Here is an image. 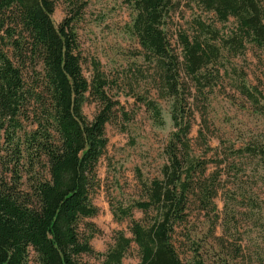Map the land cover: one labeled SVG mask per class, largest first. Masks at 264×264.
Wrapping results in <instances>:
<instances>
[{
	"label": "trees",
	"instance_id": "obj_1",
	"mask_svg": "<svg viewBox=\"0 0 264 264\" xmlns=\"http://www.w3.org/2000/svg\"><path fill=\"white\" fill-rule=\"evenodd\" d=\"M186 1L216 22H234L219 49L238 52L249 44L264 53V0ZM127 3L133 13L129 34L157 72L156 89L170 102L172 130L159 176L139 179V198L110 208L115 222L128 220V236L117 231L105 252L96 255L100 264H121L134 245L137 264H182L177 229L187 222L189 204L196 200L199 210L215 212L219 189L216 173L205 176L208 164L219 168L223 162L229 166L247 160L244 164L252 165L264 184V135L226 148L223 160L209 147L213 159L193 156L190 103L188 109L179 95L180 72L193 82L195 92L210 88L204 72L219 49L208 37V26L197 20V34L177 35L180 60L164 31L179 0ZM54 4L0 0V264H28L29 253L35 264H84L81 258L93 255L90 240L98 233L84 220L98 213L92 203L98 188L96 168L107 146L104 127L118 103L108 95L109 82L97 67L84 77L71 19L53 25ZM89 100L97 111L87 121L82 107ZM133 209L142 214L141 220L132 218ZM217 246L219 253L222 245ZM200 252L199 246L191 249L189 264H205Z\"/></svg>",
	"mask_w": 264,
	"mask_h": 264
},
{
	"label": "rangeland",
	"instance_id": "obj_2",
	"mask_svg": "<svg viewBox=\"0 0 264 264\" xmlns=\"http://www.w3.org/2000/svg\"><path fill=\"white\" fill-rule=\"evenodd\" d=\"M54 2L51 21L57 26L71 19L84 77L88 79L92 68L97 67L109 82L108 95L118 103L104 127L107 146L96 168L98 188L92 203L98 213L84 220L92 223L98 233L90 240L93 255L82 256V262L100 264L96 253L105 252L114 234L121 231L128 236V220L115 222L110 208L125 207L138 199L139 179L149 181L159 176L165 162L164 146L172 130L170 102L156 89L157 72L143 60L141 49L129 34L133 13L127 0ZM197 20L208 26V37L218 49L221 40L234 29L233 21L216 22L210 13H201L190 1L179 0L164 31L170 49L180 60L177 35L197 34ZM237 51L219 49L204 72L211 87L201 92H195L193 82L180 72L179 95L188 109L190 103L188 137L191 154L197 158L213 159L209 147L216 149L223 160L226 148L257 141L264 135V53L249 44ZM240 90L249 96L240 94ZM96 111L97 105L90 100L82 107L87 121ZM245 162L238 161L239 166L237 160L229 166L223 162L219 168L208 164L205 176L216 173L219 189L213 201L215 212L212 215L199 210L196 200L189 204L187 222L177 229V253L182 264H189L191 249L197 246L205 264H264V184L258 182L252 165ZM0 169L3 171V167ZM229 195L233 201L226 200ZM131 215L134 220L142 219L135 209ZM217 243L222 245L219 253ZM137 262L136 247L131 245L121 264ZM28 264H35L32 253Z\"/></svg>",
	"mask_w": 264,
	"mask_h": 264
}]
</instances>
